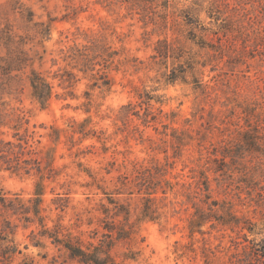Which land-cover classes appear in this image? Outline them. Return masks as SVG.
I'll return each mask as SVG.
<instances>
[{
	"label": "rangeland",
	"instance_id": "374dc122",
	"mask_svg": "<svg viewBox=\"0 0 264 264\" xmlns=\"http://www.w3.org/2000/svg\"><path fill=\"white\" fill-rule=\"evenodd\" d=\"M262 5L263 0H0V64L10 55L22 57L23 51L53 85L43 107L32 96L29 66L12 71V78L0 69V103H5L0 110L8 122L0 126V138L15 143L23 138L26 149L32 150L22 156L31 162L29 172L7 169L0 161V191L37 206L35 189L42 181L39 216L46 227L60 224L63 232L94 243L97 237H91V230L97 228L101 235L98 217L104 215L97 208L112 194L129 205V221L134 222L130 238L111 250L122 264H232L230 255L241 250L232 238L243 240L246 233L248 239L263 242L264 231L250 233L240 226L247 220L258 229L264 224V155L246 149L245 143L237 155L236 145L238 127L247 128L244 107L251 112V123L256 120L264 132ZM202 26L209 31L202 32ZM194 33L212 39L214 47L199 46ZM94 43L115 54L106 62V55L98 57L93 70L86 69L81 53H88L86 47ZM165 44L173 52L159 56L155 48ZM173 68L186 70V81L168 82L165 74ZM192 72L204 91L196 88ZM209 112L212 122L206 126L211 127L200 140V114L209 117ZM173 130L186 138L196 136L179 158L173 157ZM224 143L231 151L226 157L231 169L221 176L209 173L212 203H218L213 210L225 218L232 211L240 217L239 226L217 223L211 229L205 224L203 229L210 233L190 235L193 207L180 185L154 194L158 209L153 220L139 219L143 193H112L117 175L134 164L164 162L166 156L175 160L167 178L191 181L190 168L204 160H198L200 153L204 156L211 144L213 150ZM37 167L44 169L39 172ZM89 173L100 179L107 193L88 185ZM57 196L69 199L64 210L56 207ZM85 207L92 224L78 220ZM28 215L29 221L23 214L8 215L17 227L7 238L20 252L0 264H78L49 237H41L38 216Z\"/></svg>",
	"mask_w": 264,
	"mask_h": 264
},
{
	"label": "trees",
	"instance_id": "16d2710c",
	"mask_svg": "<svg viewBox=\"0 0 264 264\" xmlns=\"http://www.w3.org/2000/svg\"><path fill=\"white\" fill-rule=\"evenodd\" d=\"M210 15H212L211 12ZM48 27L49 25H47L45 30H48ZM218 27H220L223 31L229 29V26L227 25H218ZM200 30L202 32L209 31V28L202 26L200 27ZM8 37L12 39L11 36ZM192 39L203 48L212 49V47H214L212 39H206L196 33L193 34ZM86 49H88L89 52L81 53V61L82 65L86 69L91 70H93L95 65L94 61L98 57L106 55L107 58L103 57V60L106 62L108 61V57L115 54L110 52L108 53L104 46L102 48L100 44L95 43L86 47ZM155 49L157 54L163 57H167L169 51L173 50L168 44H165L164 47L158 45ZM19 53L23 54L22 57L18 58V54L16 57H14V55H10L9 60L6 61L5 65L0 64V69L3 71V74L8 76V78H12L10 75L12 71H22L29 66L30 73L28 75V81L31 86L32 96L44 107L53 94V85L39 71L32 67V63L25 57L23 51H19ZM186 75V70H179L177 72L176 68L171 69L169 73L165 74L168 82H175L178 79L186 81ZM192 76L194 79L196 78L194 72H192ZM195 81H197L196 88H201V90L204 91L202 83L196 79ZM4 104L5 103L3 102L0 103V105ZM238 105L241 106L240 104ZM243 109L247 114L245 116L247 128L238 127L237 131L240 133V138L236 144L237 155L239 154V148H241L244 143L247 146L246 149H252L255 152H259L261 155H264V132H261V128L256 120L251 123V112L248 111L249 109L247 110L245 107ZM207 116L209 117H205L203 114H200V117L204 119V122H201L204 130L196 131L198 135L203 132L200 136H198V139L200 140L205 137V131L211 127L206 126V124L212 122V112H209ZM5 119L6 116L2 114L0 110V126L7 125L8 122H5ZM54 131L58 134V130L55 129ZM81 131L82 130H80V132ZM84 133L86 134V132ZM161 134L167 135L168 133L166 131H162ZM16 135H18V132L15 133V136ZM171 137V146L174 158H179L182 155L183 147L186 146L191 139L196 138V136L192 134L186 138L184 133H178L176 130L171 132ZM22 139L23 138H19V142L15 143L13 141H4L0 138V161L7 169H25L29 172L31 169V162L22 160V156L26 153H31L32 150L28 148L26 149L27 146H24ZM25 143L27 144L28 140H25ZM163 151L166 152V148H164ZM218 151L221 153L220 157H217ZM212 154L214 157H212ZM228 155L231 157V151L228 144H221L213 150L211 144V147L206 148L204 156L200 153L198 160L201 161L202 158H204V160L199 162V167L190 168V178L192 180L188 182H172L167 178L170 168L174 167L175 163V160H169L167 156L165 157L164 162L155 161L145 165L134 164L129 172L117 175L114 184V192L112 193L132 194L135 191H137V193H143L145 195L144 203L140 211L139 219L147 218L153 220L157 218L156 213L158 209V206L154 204V200L156 199L154 194L158 192L166 194L180 185L182 188L180 193L186 197V200L191 203V206L193 207V212L188 218V230L190 235H193L196 232L201 235H204L207 232L210 233V231L203 229L205 224H209L211 229L212 227H216L217 223H221L222 225L230 224L239 226L240 217H237V215L232 211L227 212V218H225L222 214H217V210H213V207L217 206L218 203H212V186L209 173H212L213 171L217 174L219 172L221 176L223 173H226V171L231 169L226 161V157ZM47 159H50V154L47 155ZM231 162L234 164L235 160L232 159ZM23 163H26V165ZM49 164L50 163L46 165V168ZM37 169L39 172H42L44 168L37 167ZM255 169L258 171L257 167H255ZM110 171L111 170H107V172ZM89 175L91 176L92 181L88 185H96L97 188L104 191L105 188L101 185L100 179H96V176L92 173H89ZM43 193V182L38 181L35 189V202L37 206L30 207L25 205V203H23L18 196L9 197L0 191L1 262L10 261L17 252H20L17 250L15 244H13V240H9L7 238L9 234L13 235L15 233L17 227V224L10 220L9 216L23 214V217L29 221L28 219H30V216L28 214L32 212L39 218V223L42 228L40 230V236L49 237L52 243L59 248V250H64L67 258L77 261L78 264H122V262L115 260L114 256L111 254V250L118 241L130 238L131 234L134 232V222L129 221L131 212L127 203L120 202L119 200L113 198L112 194H107V202H100V207L97 208L104 214L102 217H98V221L101 223L99 225L102 228L101 235L97 236L99 230L94 228L91 230V237H97V241L95 243L93 241L84 242L79 235H74L69 231L63 232L64 227L60 224L55 225L52 229L46 227L43 223L44 218L39 216V204L42 201ZM104 193L107 192L104 191ZM58 197L59 196H57V199H54V201H59V204H56V207L64 210L68 206L69 199H61V197ZM62 200L64 203L60 202ZM92 219L93 218L90 216V210H88L87 207H85L81 215L78 216V220H86L88 224H92ZM212 221L215 222L212 223ZM247 222L248 224L240 226L241 229H247V232L250 233H260L264 231V224L260 227V229H258L256 224L248 220ZM230 241L233 242V245L235 244L236 247L238 245L241 246L240 251L236 248V250L230 255V258H234L232 264H264V239L263 242L248 239L247 234L244 233L243 240L232 238ZM35 244L38 246L42 245L39 240H36ZM229 246H231V244Z\"/></svg>",
	"mask_w": 264,
	"mask_h": 264
}]
</instances>
